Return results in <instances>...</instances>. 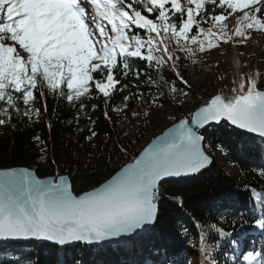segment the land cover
<instances>
[{"label": "snow or ice", "instance_id": "snow-or-ice-1", "mask_svg": "<svg viewBox=\"0 0 264 264\" xmlns=\"http://www.w3.org/2000/svg\"><path fill=\"white\" fill-rule=\"evenodd\" d=\"M253 31H264V0H0V126H30L47 116L45 127L51 132L52 117L59 122L57 110L48 107L51 97L70 106L72 119L64 122L75 124L77 131L86 128L84 138L91 142L98 136V118L90 111L101 107L91 101H103V117L113 124L141 115L147 119L149 110L128 111L133 99L141 104L148 99L151 108L161 97L186 98L184 89L191 85L185 61L211 71L204 59L209 52L229 43L245 47ZM234 68L230 95H212L111 180L82 195L73 194L65 175L41 180L30 168H0V240L108 246L150 232L162 215L166 178L213 165L212 143L202 130L227 121L264 139V71L245 70L239 60ZM141 87H154L157 95L146 98L136 91ZM33 140L42 146L40 161L47 163L46 141L39 133ZM217 150L224 152L220 145ZM259 175L264 177V168ZM250 192L260 213L250 219L238 214L231 221L233 230L218 227L219 221L205 227L206 221L193 220L202 258L196 264H219L214 251L221 241L238 248L250 225L264 235V190L251 187ZM173 199L184 203L182 196ZM176 232L179 247L173 255L179 258L159 264H192L191 253L180 255V236L193 233L183 224ZM210 238L216 239L215 246L207 243ZM237 260L233 257V264ZM243 261L264 264V251H248Z\"/></svg>", "mask_w": 264, "mask_h": 264}, {"label": "trees", "instance_id": "trees-1", "mask_svg": "<svg viewBox=\"0 0 264 264\" xmlns=\"http://www.w3.org/2000/svg\"><path fill=\"white\" fill-rule=\"evenodd\" d=\"M230 21L231 18L229 23ZM230 44L223 45L219 51L227 50ZM252 44L264 50V31H253L251 39L247 41V45ZM185 67L187 70L184 75L191 89L184 90L189 91L190 101L179 104L176 100L181 96H177L175 100L171 97H161L156 106L149 108L150 100L146 99L141 104L139 100L133 99L128 111L149 110L151 115L147 119L141 115L113 124L103 117V101H91L101 105L94 113L90 111L94 119L98 118L95 126L98 136L91 142L84 138L88 134L86 128L85 131H77L75 124L70 126L64 122L72 119L73 111L70 106L49 97L48 107L50 110L55 108L59 117V122L57 117H52L51 132L45 127L47 116L30 126H26V122L15 121L14 129L0 126V168L26 166L36 169L41 177L54 176L57 171L59 174H68L72 178L76 194L99 186L142 151L151 141L147 137L154 128L160 127L158 135L181 118H190L212 95L227 91L223 84L228 76H231L230 73L212 69L202 71L200 65L193 67L188 61H185ZM220 76L225 79H219ZM136 91L142 92L146 98L157 95L154 87L151 91L144 87ZM120 98V94H117L116 102H119ZM169 114L173 117L168 118ZM113 118L115 119L114 113ZM134 124L139 126L138 130L130 132L129 128ZM85 125L86 121L82 120L81 127ZM37 133L42 135L46 141L43 147L47 148L48 162L41 165L39 160L42 146L33 140ZM203 134L212 143V154L220 145L224 150L225 159L236 165L241 175L229 173L216 162L201 175L162 184L164 198L160 221L150 232L121 246L97 248L80 245L67 249L49 244L14 243L0 246V261L18 259L21 264H141L140 260L148 258L158 260L156 264H159V261L166 258H178L173 253L179 247L176 230L180 224L190 228L193 233L188 237L180 236V240L184 241L180 255L191 253L188 255L189 260L193 255H199V230L193 228V220L206 221L205 227L219 221L218 227L233 230L231 221L238 214L250 219L260 213L255 198L251 197V187L257 188L258 191L264 190V177L259 175L261 168H264V139L228 124L213 126L203 131ZM53 160L55 163L51 162ZM177 195L183 197L182 206L173 199ZM215 203L230 204L233 208L231 211L225 208L220 211L221 206H215ZM238 207H242V210H238ZM253 226L247 227L246 232L251 231ZM216 239L210 238L207 243L215 246ZM221 245V248L214 251L219 264H233V257L228 249H231L234 257H239V247L233 249L223 241ZM221 251L224 252L223 256L216 255Z\"/></svg>", "mask_w": 264, "mask_h": 264}, {"label": "rangeland", "instance_id": "rangeland-1", "mask_svg": "<svg viewBox=\"0 0 264 264\" xmlns=\"http://www.w3.org/2000/svg\"><path fill=\"white\" fill-rule=\"evenodd\" d=\"M237 53H243L242 56H237ZM254 54V55H253ZM205 64L210 65L211 69L214 70H219V72H227L230 73L231 76H228V78L225 80L223 86L227 90H231L232 83L231 80L234 78L235 74V62L239 60L242 64H246L248 69H255L256 67H259L261 71H264V50L258 49L256 45H247L245 47H237L234 46L233 44H230L229 47H227V50L225 51H211L209 52L205 57ZM179 104H182L181 101H184L183 103H186L190 101V96L188 95L186 98L181 96L177 98L176 100ZM168 118H172L173 115H168ZM138 125H132L129 128L130 132L138 130ZM164 127V126H162ZM160 127L154 128L150 134L148 135L147 139L152 140L156 135L157 132L159 131ZM213 154L216 156V161L219 164H222L224 167H226L230 173L234 175H239V170L235 167L227 163L225 159V153H221L220 151L217 150V147L213 150ZM40 165L44 164V162H41L39 160ZM231 252V249L229 248L228 250ZM200 259L198 254H195L191 257L192 264H196V261Z\"/></svg>", "mask_w": 264, "mask_h": 264}, {"label": "water", "instance_id": "water-1", "mask_svg": "<svg viewBox=\"0 0 264 264\" xmlns=\"http://www.w3.org/2000/svg\"><path fill=\"white\" fill-rule=\"evenodd\" d=\"M220 93H224L225 95H230V94H231L230 91H225V92H220ZM220 93H217V94H220ZM195 111H196V110H195ZM195 111H194V112H195ZM187 118H188V117H183V118H181V119H187ZM179 121H180V120H178V121H176L175 123L171 124L169 127H167L165 130H163L161 133H159L158 135H156V136H155V137H154V138H153V139H152V140H151V141H150V142H149V143H148V144L142 149V151H141L136 157H138V156L143 152V150H144L145 148L148 147L149 144H151V143H153L154 141H156L158 137L163 136L164 133L167 132L168 129L171 128L174 124H178ZM221 124H228V122H227V121H223V122H221L220 124H215V123H213L211 126L207 127V129L210 128V127H212V126H215V125H221ZM228 125H229V124H228ZM230 126H231V125H230ZM193 127H195V125H193ZM232 127H233V126H232ZM234 128H235V127H234ZM237 129H238V128H237ZM239 130H241V129H239ZM202 131H205V130H202ZM241 131L246 132V133H248V134H252V135L259 136V135L255 134V133L247 132V131H244V130H241ZM259 137H260V136H259ZM136 157H134V158H136ZM134 158H133L130 162L126 163L123 167H125V166H126L127 164H129V163H132V162L134 161ZM214 163H215V161H214ZM214 163H213V165H214ZM213 165H212V166H213ZM212 166H210V168H211ZM123 167H122V168H123ZM17 168H29V167H26V166H17ZM210 168H208V169H206V170H201L200 172L195 173V174H189V175H184V176H180V177H168V178H166V180L163 182V184H164V183H167V182H170V181H174V180H184V179L193 178V177H195V176L201 175L202 173L206 172V171L209 170ZM30 169H32V168H30ZM33 170L35 171L37 177H38L39 179H41V180H47V179H49V178H56L58 175H65V176H68L69 179H70V183H71V185H72V191H73V194L79 196V195H82V194L84 193V192H83V193H81V194H76V193L74 192V189H73V183H72V178H71V176L68 175V174H56V175H54V176L41 177V176L38 174V172H37L36 169H33ZM120 170H121V168H120V169H119L114 175H112L109 179H107L106 181H104L102 184L106 183L108 180H111L112 177L115 176ZM100 185H101V184H100ZM100 185L97 186V187H100ZM97 187H95V188H97ZM91 190H92V189H90V190H88V191H91ZM143 234H144V233H142V234L136 236L134 239L139 238V237L142 236ZM8 243H40V244L45 243V244H49V245H53V246H57V247L74 248V247H77V246H79V245H82V246H90V247H108V246H112V245L123 244V243H125V242H121V243H119V244H117V243H113V244L108 245V246L87 245V244H83V243H78V244H75V245H69V246H60V245H58V244H54L53 242H50V241H47V240H42V239L0 240V245H5V244H8Z\"/></svg>", "mask_w": 264, "mask_h": 264}, {"label": "bare ground", "instance_id": "bare-ground-1", "mask_svg": "<svg viewBox=\"0 0 264 264\" xmlns=\"http://www.w3.org/2000/svg\"><path fill=\"white\" fill-rule=\"evenodd\" d=\"M215 126H219V125H215ZM211 128V127H210ZM246 133V132H245ZM250 135H252V134H250ZM256 136V135H255ZM215 156V155H214ZM215 158H216V156H215ZM227 161V160H226ZM217 161H216V159H215V163H216ZM214 163V164H215ZM218 163V162H217ZM227 163H229L230 165H232V166H235L237 169H238V167L236 166V165H234V164H232V163H230V162H228L227 161ZM222 167H224L222 164H220ZM225 169H227L226 167H224ZM228 170V169H227ZM239 170V169H238ZM229 171V170H228ZM230 173V172H229ZM232 174V173H231ZM239 175H241L240 174V172H239ZM190 179V178H189ZM184 180H186V179H184ZM218 203H215V206L217 205ZM221 211V210H220ZM145 234V233H144ZM8 244H14V243H8ZM8 244H6V245H8Z\"/></svg>", "mask_w": 264, "mask_h": 264}]
</instances>
